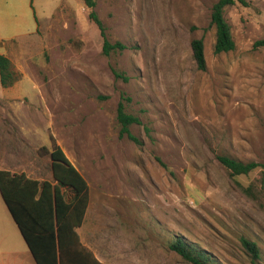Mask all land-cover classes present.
I'll use <instances>...</instances> for the list:
<instances>
[{
  "label": "rangeland",
  "instance_id": "obj_1",
  "mask_svg": "<svg viewBox=\"0 0 264 264\" xmlns=\"http://www.w3.org/2000/svg\"><path fill=\"white\" fill-rule=\"evenodd\" d=\"M94 1L123 49L102 53L83 0H0V54L18 74L0 86V168L46 175L41 147L59 145L89 185L86 241L107 264H193L169 249L178 236L209 264H252L245 237L264 264V0L224 8L235 47L220 53L217 0ZM120 101L141 144L118 134ZM220 154L259 166L231 175Z\"/></svg>",
  "mask_w": 264,
  "mask_h": 264
},
{
  "label": "trees",
  "instance_id": "obj_2",
  "mask_svg": "<svg viewBox=\"0 0 264 264\" xmlns=\"http://www.w3.org/2000/svg\"><path fill=\"white\" fill-rule=\"evenodd\" d=\"M234 1L217 0L212 5L210 24L215 28L214 53L227 52L235 47L230 25L223 15L224 8ZM238 1L245 3L244 0ZM83 2L89 8L88 17L99 29L102 53L108 55L111 51L123 49V44L111 43L106 37L104 25L93 10L95 1ZM190 45L197 67L205 70L202 39H192ZM253 46L264 47V37L256 40ZM17 79L18 74L10 59L0 54V86H10ZM116 119L119 136L141 144V140L130 131L132 124L140 122L139 118L128 112L121 101L117 105ZM41 148L49 158L51 180L35 179L24 172L0 168V195L8 212L36 264H103L90 249L80 243L76 232L89 201V185L85 177L54 141L51 149L44 146ZM217 159L231 175L247 174L259 166L253 160L243 161L226 154L218 155ZM66 191L70 196H67ZM240 241L251 263L255 264L260 259L257 243L245 237H241ZM169 249L193 264H209L211 259L204 250L197 249L180 236L169 244Z\"/></svg>",
  "mask_w": 264,
  "mask_h": 264
},
{
  "label": "crops",
  "instance_id": "obj_3",
  "mask_svg": "<svg viewBox=\"0 0 264 264\" xmlns=\"http://www.w3.org/2000/svg\"><path fill=\"white\" fill-rule=\"evenodd\" d=\"M5 169L10 170L11 172H24L27 176L35 179L51 180L50 170L49 173L45 175L42 168L37 164H35L31 169V173L33 174L27 173L25 170L16 171L10 167H5ZM88 205L85 209L81 224L76 228V232L78 234L80 243L84 247L90 249L100 262L107 264L95 251L90 242L86 241V213ZM0 264H36L16 223L8 212V209L6 215H0Z\"/></svg>",
  "mask_w": 264,
  "mask_h": 264
}]
</instances>
